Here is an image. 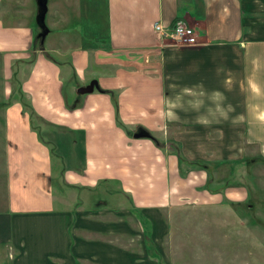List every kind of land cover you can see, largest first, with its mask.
<instances>
[{
	"label": "crops",
	"instance_id": "0c3cea01",
	"mask_svg": "<svg viewBox=\"0 0 264 264\" xmlns=\"http://www.w3.org/2000/svg\"><path fill=\"white\" fill-rule=\"evenodd\" d=\"M29 1L0 0L2 68L42 49L21 81L30 108L18 98L2 107L0 262L171 264L146 244L167 229V206L247 198L242 185L211 191L207 160L264 158V0H47L43 40ZM158 19L195 26L199 43L164 44ZM95 78L99 89L75 94ZM138 126L157 140L133 138ZM48 140L71 152L65 174L78 199L107 179L130 203L58 209ZM181 167L193 171L192 197L173 201Z\"/></svg>",
	"mask_w": 264,
	"mask_h": 264
},
{
	"label": "rangeland",
	"instance_id": "374dc122",
	"mask_svg": "<svg viewBox=\"0 0 264 264\" xmlns=\"http://www.w3.org/2000/svg\"><path fill=\"white\" fill-rule=\"evenodd\" d=\"M29 2L34 7L35 16L38 4L35 0ZM48 2L52 5V0H48ZM36 19L35 16V22ZM40 48L38 46L36 52L27 50V59L18 60V56L10 55L11 61L7 65V72L2 68L3 57H0V208L3 206L2 201H5L6 195L4 189L6 177L3 179L2 174L6 173L5 157L7 154L5 146L7 140L3 131L5 123H2L4 112L2 107L11 100L14 101L18 98L19 101H23V105L30 108V100L25 91L22 90L21 81L24 76L29 74V65L36 59V53H41L42 49ZM65 60L67 58L63 57V61ZM76 73L77 71L73 69L71 74L73 77H77ZM67 85L70 86L69 82ZM68 86L65 87V90L69 92L70 87ZM84 95L82 93L79 97ZM4 100L5 102H3ZM32 119V122L36 123L39 121L42 124L44 121L49 123L45 118L39 121L36 117H32ZM52 127L53 125L48 127V133ZM39 128L43 131V127ZM39 135L43 137L41 133ZM47 138L56 143L60 139L54 135H48ZM65 138L69 139L68 137ZM140 138L147 139L145 136ZM44 140H46L45 135L41 141L44 142ZM50 141H47L48 148H52ZM51 152L53 153L52 159L50 156L51 171L54 174L53 180L55 179L52 182V187L56 195L54 200L57 201L56 207L58 209L65 208L76 211L82 205L83 207H95V203H98L100 198L105 201L100 208L109 210L120 206L125 207L130 203L124 194L108 195L107 193H110L112 189H106L109 186L107 183L92 186L93 191L83 192V195L81 194L83 200L78 199L79 190L74 185V187H70L69 177L65 174L66 169L69 168L68 161H70L69 154L71 152L68 151L67 147H63L62 151L58 149L56 153L52 148ZM58 154H62L63 158H60ZM241 158V160H218L217 162L207 160L210 164L208 181L210 190L219 191L222 195H225L223 190L226 186H245L248 192L247 198L241 202L229 200L228 197L224 196L219 201L213 200L205 202V204L184 203L178 206H167L162 215V222L166 223L167 229L165 232L157 231L156 236L159 239L155 242L157 246L146 242L152 252L157 248V253L166 257L171 264H264V158L259 156L257 152L252 153L250 151H246ZM181 169L179 174L183 179L180 182H177V176L171 175L170 190L173 201L180 197L188 196L189 199L192 197L193 186H188L189 176L187 175L193 171L184 167ZM185 178L188 179L187 182ZM187 198L182 199L186 201ZM2 259L0 264H9L10 260L6 255ZM80 264L86 263L81 261Z\"/></svg>",
	"mask_w": 264,
	"mask_h": 264
},
{
	"label": "built area",
	"instance_id": "2783aa9c",
	"mask_svg": "<svg viewBox=\"0 0 264 264\" xmlns=\"http://www.w3.org/2000/svg\"><path fill=\"white\" fill-rule=\"evenodd\" d=\"M153 25L155 37L164 44L186 46L199 43L195 26L181 19H176L172 26L165 24L160 19L154 21Z\"/></svg>",
	"mask_w": 264,
	"mask_h": 264
},
{
	"label": "water",
	"instance_id": "95a60500",
	"mask_svg": "<svg viewBox=\"0 0 264 264\" xmlns=\"http://www.w3.org/2000/svg\"><path fill=\"white\" fill-rule=\"evenodd\" d=\"M36 3L38 4V9H37V24L39 27L42 29L38 35V37L43 40L44 36L49 32L48 27L45 24V12L46 9L48 8V3L47 0H35ZM99 80L92 79L89 83L82 85L80 87L76 88V91L78 94L82 93H87V92H92L95 88L99 89ZM146 137L150 138L153 136V134L149 131L146 130L143 126H138L136 128V132L134 133V138L137 137Z\"/></svg>",
	"mask_w": 264,
	"mask_h": 264
},
{
	"label": "trees",
	"instance_id": "16d2710c",
	"mask_svg": "<svg viewBox=\"0 0 264 264\" xmlns=\"http://www.w3.org/2000/svg\"><path fill=\"white\" fill-rule=\"evenodd\" d=\"M40 40V39H39ZM152 137H154V136H152ZM155 138V137H154ZM156 139V138H155ZM157 140V139H156ZM53 181H55V179L53 180ZM103 181H105L104 183H107L109 186H111V187H109L108 186V188H106V189H112V191L109 193H107L108 195H110V196H113V194L115 193H118V191H116L117 190V188L116 187H114L115 185H111L110 183H108V180L106 179V180H100V183L101 182H103ZM101 200H103L104 201V199L103 198H100ZM100 201V200H99ZM97 206V208H100L101 206H102V203H100L99 205H96ZM107 206V205H106Z\"/></svg>",
	"mask_w": 264,
	"mask_h": 264
}]
</instances>
